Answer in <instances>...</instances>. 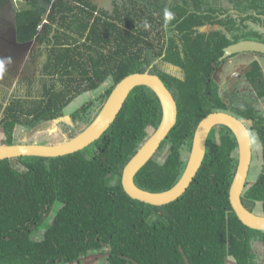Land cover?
Masks as SVG:
<instances>
[{
	"label": "trees",
	"instance_id": "trees-1",
	"mask_svg": "<svg viewBox=\"0 0 264 264\" xmlns=\"http://www.w3.org/2000/svg\"><path fill=\"white\" fill-rule=\"evenodd\" d=\"M240 15L264 19V0H0V23L12 17L16 41L36 45L29 58L34 66L20 49L10 60L21 66L25 60L23 76L10 67L7 84L0 78V145L19 143L20 134L64 117L82 127H72L69 139L79 134L121 79L163 58L166 44L154 40L167 28L179 37L164 59L185 71L182 80L164 73L179 115L135 183L152 192L170 189L186 169L197 122L225 110L216 94L211 107H197L204 92L196 85L215 91L207 66L240 39L233 31ZM3 43L0 37V49ZM259 70L255 65L252 75ZM93 90L99 91L70 108ZM151 101L158 104L150 87H135L103 135L73 154L0 160V264H72L93 255L104 264H187L185 256L190 264H264V230L246 226L229 199L238 149L226 126L220 140L212 132L206 159L175 201L152 205L126 193L123 169L162 121ZM261 180L242 197L264 214Z\"/></svg>",
	"mask_w": 264,
	"mask_h": 264
},
{
	"label": "water",
	"instance_id": "water-1",
	"mask_svg": "<svg viewBox=\"0 0 264 264\" xmlns=\"http://www.w3.org/2000/svg\"><path fill=\"white\" fill-rule=\"evenodd\" d=\"M244 49L264 53V42L244 40L226 47L225 55ZM139 85L149 86L157 93L163 104V117L158 129L123 169L122 184L126 193L133 199L152 205H165L175 201L188 189L202 166L206 155L208 135L212 127L217 124H224L235 132L239 142L237 170L229 191L232 208L246 226L256 230H264V215L247 208L242 200L243 192L248 183L252 160L250 132L240 119L226 111H214L200 122L193 139L186 169L174 186L165 191L152 192L139 187L135 183V176L155 155L163 140L175 126L178 118V107L174 94L160 76L149 71L135 72L121 79L112 90L96 118L76 136L54 144L20 142L9 145L2 144L0 145V160L23 156L59 157L84 149L103 135L116 119L130 92ZM51 122L52 120L35 126L27 132L26 137L29 138L35 135L37 131H45ZM97 256L99 255H93L91 258L95 260ZM184 258L186 263L190 264L187 256Z\"/></svg>",
	"mask_w": 264,
	"mask_h": 264
},
{
	"label": "flooded vegetation",
	"instance_id": "flooded-vegetation-1",
	"mask_svg": "<svg viewBox=\"0 0 264 264\" xmlns=\"http://www.w3.org/2000/svg\"><path fill=\"white\" fill-rule=\"evenodd\" d=\"M94 1L98 2L100 0H94ZM247 17L240 15L236 27L233 28L234 33L237 36H239L240 39L229 45H233L244 40L264 42V40L262 39L264 33V19L263 18L254 19L253 17L252 18H247ZM160 34H161L160 37L156 36L154 41L156 45L159 42H164L166 44L164 49L161 51V53H164V55L163 58L161 56L158 59L159 61L156 60L154 63H151L148 66L149 69L148 71L150 73L157 74L158 76H160V78L164 81L166 86L172 91L176 99V103L178 107V115H179L180 101L178 99L177 93H174V91L170 87V83H168V81L165 79V74H164L167 73L181 80L185 79V74H184L185 71L182 65H177L174 64V62H172L171 60L164 59V57L170 53V50H168L169 45H173L174 42L177 40L175 38H178L179 36L173 38L170 32L167 30V28H165V30ZM171 41L174 42L170 43ZM229 45L223 47V53L221 56L218 57L217 61L210 62V65L207 66L206 78L212 84L215 91L210 90L205 86L196 85L197 92H204V94H200L196 96V98L200 100V102L196 104V106L197 107L201 106L203 108L211 107V105L214 104L215 102L213 94H216L218 96L217 99H219L218 104L225 106V110L223 111L232 114L236 118L240 119L246 125L252 139L251 166L253 164V159H254V153H253L254 149L260 150V155L257 161L258 172L256 178L257 177L262 178L261 180L262 184L260 185V196H261L260 206L264 208V59H263L264 53L259 51H251L244 49L242 51L225 55V48L228 47ZM217 50H215L214 52H217ZM179 51H181V48ZM31 55L32 52L28 54L29 57ZM244 60H247V62H243ZM255 65H257L260 68V70L256 72V75H252ZM249 73H251V75H249ZM167 79L169 80L168 77ZM157 98H158V104L155 103V101H151L150 106L151 108L157 110L161 109L162 117H163V104L158 95ZM210 113H208L206 116H208ZM204 118L200 119L197 122L195 126L194 136L200 122ZM222 126H226L232 131L236 139L237 149H239V142L235 132L227 125L217 124L212 127L208 135L206 153L207 150L210 148L208 141L212 132H214V136L216 134L218 140H220L221 131H219V129ZM205 159L206 158H204V160ZM161 160L162 158H159V161ZM251 166H250V170H251ZM248 186L249 183H247L246 188H248ZM243 203L245 204L244 201ZM245 206L249 208L246 204ZM255 212L258 214H262L261 211L260 212L255 211Z\"/></svg>",
	"mask_w": 264,
	"mask_h": 264
},
{
	"label": "rangeland",
	"instance_id": "rangeland-1",
	"mask_svg": "<svg viewBox=\"0 0 264 264\" xmlns=\"http://www.w3.org/2000/svg\"><path fill=\"white\" fill-rule=\"evenodd\" d=\"M19 6L25 7L26 4L23 3V5L21 4ZM13 11H14V9L12 6H6V14H9L12 16ZM8 23L10 24V27L7 25ZM0 26L1 27L5 26L10 31H13V34H14V20L12 19V17L6 16L5 20L0 23ZM262 39L264 40V33H263ZM17 51L18 50H16V52ZM14 52H15V50H14ZM14 52L11 54V57L15 56L16 53H14ZM26 52L28 53L29 50H27ZM26 52H25V60H26V57L28 60V61H26V64L29 63V64L34 66V60L29 59L30 57L27 55ZM17 56H19V59L21 58L20 55H17ZM3 57L6 58V56H3ZM25 60H24L23 64L25 63ZM243 62H247V60H244ZM5 64L6 63H4V62L2 63V58L0 55V78H2L4 80V81H2L4 84H7L6 80L12 75L6 69H8L10 67H14V63L9 58L8 64H6V65ZM26 64H25V66H26ZM10 70H11V68H10ZM22 73H23V71H22ZM37 78L38 77H35V79H37ZM8 84H10V83L8 82ZM0 85H2V83H0ZM0 89H2V88H0ZM98 91L99 90H96V91L93 90V91H90L89 94L78 96L77 98H75L73 100L74 102L71 104L70 108L73 109L77 104L81 103L82 101L84 102V101L90 100L93 97V95L97 94ZM89 95H90V97H89ZM71 109L70 110L67 109L66 113L67 114L70 113L72 111ZM72 127H76L79 129L82 128L79 126V124H76L75 122H73V120L70 117H64V118H61V119L56 120V121L52 120V122L48 125V127L45 131H39V132L37 131V132H35L36 133L35 135L30 136L29 138L26 137L27 136L26 132L24 134L23 133L20 134V132H19L18 134H20V135L18 137V139H19L18 142H20V143H40V144L61 143V142H64L66 140H69V133L74 132ZM18 131H20V130L16 129V133ZM253 153H254L253 164L251 166V170H250V173L248 175L249 181H251V182L248 181L249 185L254 184L255 180H256V176H257V172H258L257 161H258V157L260 155V150L254 149ZM54 215L56 216L57 213L55 214V212H54V213L50 214V216L48 217L49 222L50 221L52 222L53 220H55ZM259 250L262 251L261 249H259ZM90 258L91 257H89V259ZM101 258H102L101 256H97V258L95 260H94V258H91L89 260V259H85L84 257H81L79 260H75L72 264H98V263H100ZM231 263H233V262H231ZM100 264H104V263L102 262Z\"/></svg>",
	"mask_w": 264,
	"mask_h": 264
},
{
	"label": "crops",
	"instance_id": "crops-1",
	"mask_svg": "<svg viewBox=\"0 0 264 264\" xmlns=\"http://www.w3.org/2000/svg\"><path fill=\"white\" fill-rule=\"evenodd\" d=\"M92 1H94V0H92ZM94 2H96V1H94ZM103 2H105V0H100L96 3L102 5ZM110 8H111V5H110ZM11 32L12 31H10L5 26L1 27V29H0V37L3 40L5 39V41H6V43L2 44V48L0 49V54L2 55L3 59H7L8 61H9V58H11V54L14 52V50H15L14 53H16V54H18L20 49H24L25 52L27 50H29V52H28V54H29L30 52H32L33 47L36 46L33 42L28 43V44H21L20 42L16 41L15 35ZM13 38L15 39V41ZM11 47H13V48L11 49ZM16 50H18V51L16 52ZM3 56H6V58H4ZM21 64H22V66L19 64L14 65V70L16 71V75H15L16 78H20V76H23L22 70L24 68V64L23 63H21Z\"/></svg>",
	"mask_w": 264,
	"mask_h": 264
}]
</instances>
